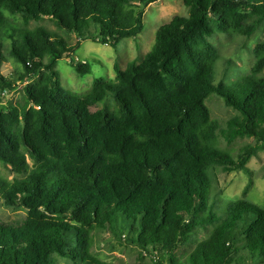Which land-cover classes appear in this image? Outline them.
I'll return each mask as SVG.
<instances>
[{"label": "trees", "instance_id": "16d2710c", "mask_svg": "<svg viewBox=\"0 0 264 264\" xmlns=\"http://www.w3.org/2000/svg\"><path fill=\"white\" fill-rule=\"evenodd\" d=\"M158 1L0 0V165L15 174L0 176V198L26 210L18 221H0V264H106L91 253L95 230L154 264H264V209L245 200L253 187L247 164L264 151V42L253 47L247 75L214 86L218 56L208 40L253 35L264 23V0H182L188 16L159 26L141 61L115 66L114 80L95 79L81 95L65 90L55 71L67 60L79 77L91 73L71 60L80 43L42 28L10 34L4 15L47 18L115 49L142 33L144 9ZM3 37L22 68L10 77L1 71ZM19 85L23 103L8 104ZM211 94L236 112L225 129L210 118ZM108 95L113 107L92 111ZM218 133L227 144L255 145L234 159L217 146ZM215 166L250 177L224 209L211 197ZM208 228L177 261L175 253Z\"/></svg>", "mask_w": 264, "mask_h": 264}, {"label": "rangeland", "instance_id": "374dc122", "mask_svg": "<svg viewBox=\"0 0 264 264\" xmlns=\"http://www.w3.org/2000/svg\"><path fill=\"white\" fill-rule=\"evenodd\" d=\"M7 19L10 34L11 29L17 33L20 30L32 31L42 28L46 31L62 37L69 45L75 46L80 43L79 48L71 57V60L87 63L91 68V73L85 77H79L75 69L67 60L56 62L55 71L58 73L60 83L65 90L76 94L88 92L95 79L105 81L115 79V66L120 70L125 69L127 63L131 61H141L150 51L154 44L155 32L159 26L168 23L174 16L187 17V8L182 0H159L156 3L148 5L144 9L143 22L144 29L135 39H123L115 49L109 46H103L92 40L77 39L73 34L65 33L59 30L52 21L44 18L40 21L26 22L21 15H11L4 12ZM9 33V32H8ZM5 35V34H4ZM209 42L215 47L218 60L214 66L212 84L219 83L230 84L238 78L247 75L250 72L256 58L252 54V49L259 43L264 42V23L250 37L238 35H226L217 33L209 37ZM4 45V56L6 63L2 66V73L5 76H11L15 72L22 71L14 59L9 57L8 51L11 40L7 37L2 38ZM259 77L264 78V70ZM8 104L16 105L23 103L22 85H19L15 91L6 96ZM212 121L218 123L220 129L226 128V123L236 112L224 106L222 100L215 94H211L205 102ZM111 109L113 107L112 96L108 95L105 101L92 109H101L102 107ZM253 139H237L230 144L218 133L217 146L231 154L236 159L237 155L246 146H254ZM31 166L32 161L28 159ZM247 168L252 171L253 187L246 197V201L261 209H264V151L251 158ZM213 184L211 197L216 200V209L224 207L235 200L240 199L242 190L246 186L249 176L244 172L227 173L220 166H215L212 170ZM0 176L12 180L15 174L0 165ZM26 210L22 207H11L4 203L0 198V221L14 222L23 218ZM211 228L199 230L198 235L192 238L191 243L184 246L175 253L177 261L184 263L188 254L200 240L207 237ZM94 244L91 249L92 255L99 261L106 264H154L152 257L142 254L138 248L131 247L118 241L115 236L106 235L104 231L95 230L93 233ZM57 262L64 264V260L57 258Z\"/></svg>", "mask_w": 264, "mask_h": 264}]
</instances>
